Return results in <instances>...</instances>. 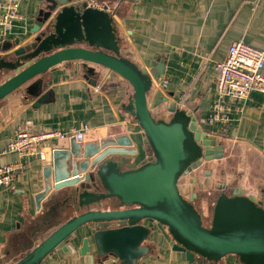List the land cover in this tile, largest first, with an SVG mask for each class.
<instances>
[{"label":"crops","instance_id":"obj_1","mask_svg":"<svg viewBox=\"0 0 264 264\" xmlns=\"http://www.w3.org/2000/svg\"><path fill=\"white\" fill-rule=\"evenodd\" d=\"M51 1L57 0H20L22 19L15 21L5 39L0 40V55L35 39V17ZM82 1L100 9L107 7L122 57L146 70L160 60L164 62L163 77L152 79L153 93L159 91L179 109L190 111L203 131L226 143L227 152L222 158L207 161L184 176L186 185L194 176L204 177L208 172L212 184L223 183L230 195L241 191L261 197L264 94L252 91L246 99L232 103L225 124L208 119L216 98L215 63L225 57L229 45L242 41L264 50V0H71L66 4ZM12 74H2L0 82ZM40 79L39 95H27L20 88L0 99V165L21 166L11 186L0 187V264L11 263L17 247L35 231H43L48 222H63L72 215L66 212L59 217L60 202L73 194L72 186L55 189L59 180L95 170L98 164L93 161L104 149L120 150L107 159L117 161L121 170L137 168L152 155L141 127L129 112L133 89L126 79L100 66L89 72L80 61L57 64ZM163 80L165 84H161ZM45 93L46 100L36 106L38 97ZM162 108L153 109V115L167 118L169 115L165 110L162 113ZM83 124L88 129L82 141L66 136ZM19 127L58 130L65 136L46 140L38 156L2 153ZM190 190L188 186L186 192ZM198 204L206 214L204 203ZM147 226L148 235L140 243L144 254L135 264H188L183 252L172 249L174 241L166 226L154 220H149ZM92 231L84 225L72 234L75 254L67 255L57 249L40 264H98L95 259L88 263L78 253L82 238ZM212 263L242 264L232 254Z\"/></svg>","mask_w":264,"mask_h":264},{"label":"water","instance_id":"obj_2","mask_svg":"<svg viewBox=\"0 0 264 264\" xmlns=\"http://www.w3.org/2000/svg\"><path fill=\"white\" fill-rule=\"evenodd\" d=\"M67 1L49 2L35 17V39L0 55V77L13 73L0 82V99L20 88L27 95H39L40 76L62 62L80 61L89 72L95 66L106 68L131 85L128 109L141 127L154 160L150 157L137 168L121 170L117 161L107 159L120 150L108 148L94 159L98 166L92 172L59 180L55 189L73 187V194L60 202L59 217L66 212L72 215L59 220L53 231L12 264H40L57 249L75 254L70 237L84 225L93 230L78 248L84 260L135 264L144 254L140 243L148 235L149 220L167 227L174 241L172 249L183 252L188 264H213L228 254L236 255L242 264H264V192L261 197L241 191H233L231 196L220 194L213 206L211 225L204 226L192 197L186 199L180 193L178 180L204 162L222 158L226 143L203 131L190 111L179 109L161 92H152V79L163 77L164 62L160 60L146 70L122 57L113 17L106 6L100 9L88 1L76 5ZM11 56L15 58L5 60ZM46 96L38 97L35 105L44 102ZM159 107L162 113L172 114L169 121L154 117L152 110Z\"/></svg>","mask_w":264,"mask_h":264},{"label":"built area","instance_id":"obj_3","mask_svg":"<svg viewBox=\"0 0 264 264\" xmlns=\"http://www.w3.org/2000/svg\"><path fill=\"white\" fill-rule=\"evenodd\" d=\"M20 0H0V40L5 39L15 21L22 19L19 13ZM264 50L242 41L232 42L225 57L215 63V93L209 122L226 123L232 103L248 97L252 91L264 94ZM161 84H165V80ZM88 126L71 129L66 136L82 141ZM58 130L33 131L19 127L8 141L2 153H17L19 156H38L46 140L63 138ZM19 163L0 165V187L9 188L20 170Z\"/></svg>","mask_w":264,"mask_h":264},{"label":"flooded vegetation","instance_id":"obj_4","mask_svg":"<svg viewBox=\"0 0 264 264\" xmlns=\"http://www.w3.org/2000/svg\"><path fill=\"white\" fill-rule=\"evenodd\" d=\"M15 58V57H14ZM11 59H13L12 58V56L11 57H9V60H11ZM168 117L167 118H162V119H165L166 121H169L170 119H171V117H172V114H170V113H168ZM154 117H156V119H160L158 116H156V115H154ZM151 157V160H154V158H153V155H151L150 156ZM205 163V162H204ZM203 165V164H202ZM201 165V166H202ZM200 166V167H201ZM189 167V166H188ZM200 167H198V168H196V169H192V170H190V171H188V174L187 175H190L192 172H194V171H196V170H198ZM187 175H185V174H182L181 176H180V178H179V180L183 177V176H187ZM179 180H178V182H179ZM178 189H179V186H178ZM179 191H180V189H179ZM228 191H229V188L228 187H226V185H224L223 183H220V182H215L214 184H212V186L211 187H208L207 189H201L200 190V194L198 195V194H195L194 193V191L191 189L190 191H188V193L186 192L185 194H183V193H181V191H180V193L182 194V196L184 197V198H186V199H189L190 197H192V201H191V203H192V205H193V207L198 211V213H200L201 214V216H202V223H203V225H204V220L208 223V225H204V226H206V227H210V223H211V217H212V213H213V206H214V203H215V201H216V199L219 197V195L220 194H222V193H226L228 196H231L232 195V193H231V195L228 193ZM193 194H194V197H193ZM213 195H216V197H215V199L212 201L211 199H212V196ZM198 201H199V203H201V205H202V203H204V208H205V210H206V214L203 212L204 210H203V206H202V208L200 209L199 207H198ZM130 207H133V208H135V207H138V205H131Z\"/></svg>","mask_w":264,"mask_h":264},{"label":"trees","instance_id":"obj_5","mask_svg":"<svg viewBox=\"0 0 264 264\" xmlns=\"http://www.w3.org/2000/svg\"><path fill=\"white\" fill-rule=\"evenodd\" d=\"M59 224L48 222L47 226L43 229V231H35L33 234H31L20 246L17 247V250L15 252L16 254L12 255V258H10L12 262L9 264L14 263L18 259H20L22 256H24L26 253H28L42 239H44V237L47 234H49L50 231L54 230Z\"/></svg>","mask_w":264,"mask_h":264},{"label":"rangeland","instance_id":"obj_6","mask_svg":"<svg viewBox=\"0 0 264 264\" xmlns=\"http://www.w3.org/2000/svg\"><path fill=\"white\" fill-rule=\"evenodd\" d=\"M8 73H11V72H8ZM148 150L151 153V150H150L149 146H148ZM208 176H209L208 172L204 173V177L199 176L198 178H196L194 176L193 178H196V180H194L192 178L190 180L191 182L189 181V185L188 184L186 185V182H185L184 176H183V178H181L182 180H181V183H180L181 188L179 187L181 193L184 192V194H185L186 191L188 190V186H191V189L194 191V193L199 195L200 194L199 192H200L201 189H207L208 187L212 186L213 182H211V179ZM205 224L208 225V223L204 220V225Z\"/></svg>","mask_w":264,"mask_h":264}]
</instances>
